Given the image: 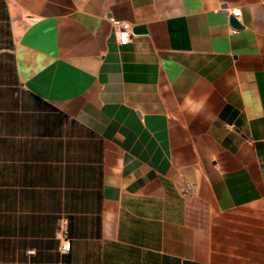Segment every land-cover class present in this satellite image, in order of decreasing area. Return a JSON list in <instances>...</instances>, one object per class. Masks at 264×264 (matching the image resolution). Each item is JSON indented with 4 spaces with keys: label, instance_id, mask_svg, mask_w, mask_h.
I'll return each instance as SVG.
<instances>
[{
    "label": "crops",
    "instance_id": "crops-1",
    "mask_svg": "<svg viewBox=\"0 0 264 264\" xmlns=\"http://www.w3.org/2000/svg\"><path fill=\"white\" fill-rule=\"evenodd\" d=\"M0 264H264V0H0Z\"/></svg>",
    "mask_w": 264,
    "mask_h": 264
},
{
    "label": "built area",
    "instance_id": "built-area-1",
    "mask_svg": "<svg viewBox=\"0 0 264 264\" xmlns=\"http://www.w3.org/2000/svg\"><path fill=\"white\" fill-rule=\"evenodd\" d=\"M129 33L130 31L128 26H123L121 32L119 33V41L121 44H126L128 42L130 36ZM70 247H71L70 241L68 239H65V242L63 244V250L65 252H69Z\"/></svg>",
    "mask_w": 264,
    "mask_h": 264
},
{
    "label": "water",
    "instance_id": "water-1",
    "mask_svg": "<svg viewBox=\"0 0 264 264\" xmlns=\"http://www.w3.org/2000/svg\"><path fill=\"white\" fill-rule=\"evenodd\" d=\"M231 24L235 28L241 27V25L238 23V21L234 17H231ZM145 32H146V28L144 26H137V27L133 28V33H145Z\"/></svg>",
    "mask_w": 264,
    "mask_h": 264
}]
</instances>
